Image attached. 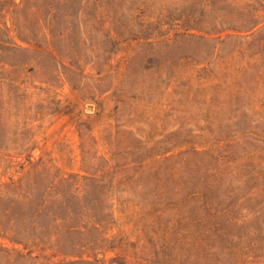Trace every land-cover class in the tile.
Returning a JSON list of instances; mask_svg holds the SVG:
<instances>
[{"label":"rangeland","instance_id":"374dc122","mask_svg":"<svg viewBox=\"0 0 264 264\" xmlns=\"http://www.w3.org/2000/svg\"><path fill=\"white\" fill-rule=\"evenodd\" d=\"M0 264H264V0H0Z\"/></svg>","mask_w":264,"mask_h":264}]
</instances>
